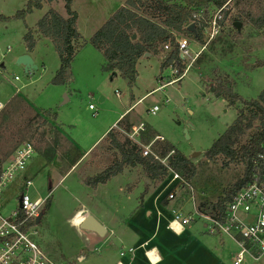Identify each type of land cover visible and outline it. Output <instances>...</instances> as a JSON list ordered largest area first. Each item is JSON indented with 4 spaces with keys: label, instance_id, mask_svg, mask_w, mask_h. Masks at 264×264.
<instances>
[{
    "label": "rangeland",
    "instance_id": "1",
    "mask_svg": "<svg viewBox=\"0 0 264 264\" xmlns=\"http://www.w3.org/2000/svg\"><path fill=\"white\" fill-rule=\"evenodd\" d=\"M27 1L0 0V103L3 104L0 107V156H11L24 140H30L36 146L37 153L31 159L25 175L35 179L44 196L51 187L54 194L49 208L37 224L39 234L35 236L36 241L56 254L53 259L60 264H106L105 258L119 253L118 250L106 253L109 245L95 251L93 255L89 254L90 258L85 262L78 258V250L85 242L75 226L81 227L85 214L79 213L73 218L77 209L88 207L104 217H110L112 213H128L140 203L138 208L150 209L152 212L150 216L144 214L147 220L141 222L143 226H149L150 230L156 227L159 209L156 206L159 204L163 210L170 208L164 210L165 217H162L166 219L167 225L174 210L189 213L197 207L215 216L218 212L217 202L227 188L243 177L245 163L225 156L210 159L205 155L237 117V107L217 97L213 89L219 80H232L233 89L239 96L246 100L258 98L264 89V29L242 25L241 33L238 34L235 28L237 9H233L223 34L199 56L181 78L182 81L177 79L168 83L178 75L174 74L172 66L162 69L165 52L161 58L155 55L139 64L140 75L134 88H130L121 76L111 79L112 73L103 69L105 58L102 52L88 41L85 49L82 48L71 63L70 80L58 85L52 80L61 67V60L50 40L38 42L34 55L38 67L31 73L19 60L25 55L23 53L27 44L24 35L27 27L36 29L37 22L50 9L66 16L65 0L47 2L42 9L34 10L25 19L16 18L15 14L26 6ZM125 1L74 0L73 9L79 14L78 27L84 38L90 39L106 15ZM9 46L11 52L7 53ZM188 63L184 64L185 68ZM117 91L122 94L121 99ZM149 92L135 105L132 114L167 140L156 142L153 151L158 153L159 145L168 144L169 141L177 150L189 156L192 162L187 171L185 168L176 169L188 184L177 190L175 199L170 201L165 197L169 175L162 180L151 181L141 165L125 166L122 173L100 184L97 190L92 186L86 189L85 185L77 184L79 176L76 172L68 174L56 186L58 175L67 169L69 160L65 161L64 157L68 158L66 153L70 150L67 144L63 143L60 147L57 144L56 138L60 134L58 127L69 138L79 141L82 147H88L113 118V110L120 105L128 107L134 99L133 94L137 100ZM102 94L107 97L104 102L100 101ZM90 104L96 109H90ZM154 105L160 108L156 114L150 112ZM239 106L243 104L239 103ZM148 131L147 128L138 138V144H148L153 140L155 136L152 137ZM254 131H249L243 141ZM126 136L124 133L119 138L124 140ZM61 140L64 142L63 136ZM196 152L199 154L193 155ZM118 158L119 150L109 137L96 148L81 173L95 176ZM55 167L59 174L54 172ZM137 180L142 185L133 188ZM143 196L152 198L153 203L145 207ZM140 197L142 202L139 201ZM18 206V200L11 199L5 204L3 213L9 215ZM202 226L198 223L192 232L202 241L193 248L196 259L194 263L184 260L185 264H232V256L240 250L239 245L221 232L206 230L200 233ZM110 233L113 236L111 230ZM204 241L212 248L210 256L215 261L202 256L197 258L203 252L200 248H204ZM178 245L185 248L188 243L182 238L178 240ZM150 256L155 259L152 253ZM99 257L102 258L99 260ZM243 264H264V255L259 260L247 257Z\"/></svg>",
    "mask_w": 264,
    "mask_h": 264
},
{
    "label": "trees",
    "instance_id": "2",
    "mask_svg": "<svg viewBox=\"0 0 264 264\" xmlns=\"http://www.w3.org/2000/svg\"><path fill=\"white\" fill-rule=\"evenodd\" d=\"M54 0H28L26 6L17 11L16 18L25 19L36 9H42L45 3ZM74 0H65L67 15L64 16L55 9H50L38 22L36 29L27 27L24 40L28 50H33L36 44L34 34L49 38L61 60V67L52 82L63 85L71 78V68L76 54L88 42L78 30V12L73 9ZM229 0H127L126 5L117 9L113 15L90 38L92 45L102 52L105 63L103 69L112 73V77L119 72L130 88H133L138 79V62L146 54L159 55L163 47L170 44V50L163 58L162 69L177 67L180 76L185 65L180 57L179 46L175 41L174 33L185 35L191 39L203 42V28L196 27L193 32L188 24L200 8L220 7ZM237 9L235 22L252 25L264 29V0H231ZM229 11L226 12L228 14ZM6 19V18H4ZM235 28H237L235 26ZM136 33V38L132 35ZM240 34L241 30L237 29ZM181 80V79H180ZM214 94L224 98L229 105L237 107L235 121L221 134L206 151L205 155L214 159L225 156L245 163V172L233 186L227 188L220 197L216 208L223 212L225 205L231 202L237 193L250 181L252 176L253 160L264 149V89L257 99L246 100L233 89L230 81L219 80ZM239 103L243 106H239ZM56 117V114L53 115ZM255 131L247 137L248 132ZM129 128L127 129V131ZM114 146L119 150L120 158L103 172L88 176L84 182L93 188L106 183L112 177L122 173L125 166L141 165L151 181L162 180L169 173V167L177 170H189L192 165L189 156L184 155L171 143L160 144L158 153L162 157L168 156V166L153 155L143 156L141 146L133 142L128 136L121 140L114 129L107 134ZM171 151H174L170 154ZM170 154V155H169ZM4 158L0 156L1 164ZM192 176V173H191ZM48 200L45 211L49 208Z\"/></svg>",
    "mask_w": 264,
    "mask_h": 264
},
{
    "label": "built area",
    "instance_id": "3",
    "mask_svg": "<svg viewBox=\"0 0 264 264\" xmlns=\"http://www.w3.org/2000/svg\"><path fill=\"white\" fill-rule=\"evenodd\" d=\"M233 9L235 8L231 0L220 7L211 6L210 8L198 9L188 26L194 24L195 28H203V42L174 33L175 41L179 46L180 57L184 64L189 63L180 76L168 83L181 79L199 56L217 41L223 34ZM227 11H229L228 14H226ZM170 48V44L165 45L163 53L168 52ZM8 52H11L10 46L7 48ZM173 70L174 74L179 75L177 67H173ZM16 79L18 80L19 77L16 76ZM120 94V91H117L119 97ZM167 100L169 101V99ZM0 107H3L2 103H0ZM90 109L95 110L96 108L90 104ZM159 109L158 105H154L150 112L156 114ZM146 130L147 126L144 122L133 124L127 132V136L137 143L139 142L138 138ZM164 140V136L156 135L148 144H139L143 156L153 155L168 166V156L162 157L152 149L156 142ZM36 151V146L32 141L24 140L15 148L11 156L4 158L1 164L0 264H59L44 251L35 239V236L39 234L37 218L42 214L49 200V196H44L41 193L35 179L25 175ZM173 152L171 151L170 154ZM168 175L169 181L165 186V190H167L165 197L171 201L175 199L177 190L188 183L174 167H169ZM190 188L193 190L191 186ZM194 198L192 195L193 201ZM11 199H17L19 206L13 209L9 215H5L3 213L5 204ZM162 217H165L164 212L159 208L157 209V218L160 220ZM198 220L204 224L207 231L211 233L221 232L239 245L240 250L232 256V264H243L247 257L254 260L262 258L264 255V149L253 160L250 181L231 202L226 203L223 212L218 210L216 215L212 216L207 211L199 210L197 207L189 213L174 210L168 219L167 226L176 234H182L188 225L193 222L196 223ZM135 250L129 248L128 251L134 255ZM155 250L156 248L145 250V255L151 264H157L162 259L160 253ZM151 252L152 254L156 252L159 255L156 262L150 257ZM124 255L125 251H122L121 256Z\"/></svg>",
    "mask_w": 264,
    "mask_h": 264
},
{
    "label": "crops",
    "instance_id": "4",
    "mask_svg": "<svg viewBox=\"0 0 264 264\" xmlns=\"http://www.w3.org/2000/svg\"><path fill=\"white\" fill-rule=\"evenodd\" d=\"M176 1L180 2V0H176ZM125 5H126V1L121 2L119 5H117V7L112 9L108 13V15H106V17H105L106 19L105 18L103 19L102 25L113 15V13L117 9L124 7ZM78 19H79V14H78ZM77 25H78V21H77ZM78 30H79V27H78ZM79 32H80V30H79ZM35 35L37 36L35 47L33 48V50L30 51V50H28V47L26 45V48H25L24 53H23V55L25 54V55L30 56L32 61H33V64H34L32 69H29V68L27 69V67L25 66L26 70L29 73H31L33 71V69H36L38 67L37 59L34 56L35 50L37 49L38 42L50 40L49 38L44 37L42 35H41V37H38L37 33ZM81 35H82V33H81ZM93 35H91V37ZM82 37L84 38L83 35H82ZM85 40L89 41L90 39H85ZM87 43L82 47L83 49H85V46L87 45ZM80 50H79V52H80ZM90 51H92V53H93V50H90ZM162 53L163 52H161L157 56H160V58H161ZM19 56H22V55H18L17 57H19ZM152 56H155V54L146 53L139 60L138 66H137L138 73H139V64L144 59L150 58ZM71 74H72V72H71ZM139 75H140V73L138 74V78H139ZM118 76H121L119 72H117L111 79L115 80V78H117ZM230 81L232 83H234L232 80H230ZM136 84H137V82H136ZM136 84L134 85V87L136 86ZM150 93L151 92L147 93L146 95H144L143 97H141L140 99H137V100L135 99V95L133 94L134 99L131 100V104L128 107L123 108V106L120 105V107H117L115 110H113V114H114L113 118L106 125V127L102 131V133L96 139H94V141L91 143V145H88V147H82V145L80 144L79 141L72 140L63 131H61L60 128L58 127L60 134H58L57 138H56L57 144L59 145V147L63 143L67 144L68 149H70V150L66 153V156H68V158L64 157L65 161H67V159L69 160L66 171H64L63 174L62 173L59 174L57 171L58 169L56 167L54 168V172L59 174L58 175L59 179H58V183L56 184V186L59 183H61V181L68 174H70V173L72 174V173L76 172V173H78V176H79V180H78L77 184L85 185L87 187L86 189H88V187H90V186L86 185L84 180L88 176H94V174L84 175L83 173H81L82 169L91 160V157L94 154V151L96 150V148L105 139L108 138L107 134L110 130L114 129V131L118 134V136H121L124 133L127 134V132L130 130V128L133 124H136V123L138 124L140 122L137 119V117H135L132 114L134 111V107L136 104L140 103ZM121 96H122V94H121ZM121 96L120 97L118 96V98L121 99L122 98ZM106 99H107L106 94H102L100 101L104 102V101H106ZM146 126L149 129V131L152 133V137L156 136V135H161L160 133H157L156 131L151 129L148 125H146ZM128 128H129V130L127 131ZM149 131H148V133H149ZM61 136L64 137V139H65V140H63L64 142H62ZM164 141H167V140L165 139ZM164 141H162V142H164ZM168 143H169V141H168ZM55 150H58V149H55ZM36 153H37V151H36ZM54 154H55V152H54ZM52 161H54V160H52ZM65 161H63V163H65V165H67V162H65ZM146 179L147 178H145V181H146ZM141 185L142 184H141L140 180H137L136 183L134 184L133 188H135L136 186H141ZM99 186H100V184L97 187H95L96 190L99 188ZM129 190H131V189H129ZM143 194L144 193L141 194V197ZM45 196H49V201L51 200L52 197H54L52 187H51V190L49 191V193ZM143 198H145L144 203H143L145 205V207L149 203H153L152 198H149L147 196L146 197L143 196ZM53 200H54V198H53ZM142 200L143 199L141 198L139 201L142 202ZM138 205H140V203H138ZM138 205L136 208H134L133 210H131L128 213L127 212L112 213L110 217L108 216L110 219H108V217H104V216L100 215L99 213H97L96 211H94L88 207H82L80 209H77L73 215V218H74V216H76L79 213H84L85 216L91 214L96 219H98L106 227V230H107L105 235H100L95 231L87 230V229H83L79 226H75L73 219H72L73 225L79 230V232L84 237L85 243L81 244V246L78 250V254H77L78 258L81 260V262H85L84 260H86L87 258H90V257H88L89 254L93 255L95 251H99L104 246L109 245V247H108L109 249L106 251V253H110L114 250H118L119 253L113 257L105 258V260H107L106 264H118V263L119 264L120 263L121 264H151L145 255V250L149 249V248H156L155 251H158L160 253V256L162 259L157 264H185L184 260L193 261V263H194V259H196L195 255H197V254L194 255L192 253L193 248L195 247V245L197 243H202V241L200 238L195 237L192 232H194V228L198 226V223L199 224L201 223L203 226H202V229L200 230V233H203V232L205 233L206 229H205L204 224L202 222L192 223L186 227L185 231L182 234H176L175 232H173L172 230L167 228V221L165 218H161L160 220H158V218H157L156 227L154 229L150 230V228H148L149 226H143L141 224V222H143L144 220H147L146 216H150L152 214V212L150 209L145 210V208H142V207L138 208ZM158 207L161 210H163V207H161L160 204ZM168 208L169 207L164 208V210L166 211ZM164 210H163V212H164ZM144 211H145V213H144ZM144 214L146 216H144ZM160 221H161V224L159 225ZM162 224H163V228L161 227ZM110 230L113 232V236L110 233ZM170 231H172L174 234H171ZM182 238H183V240H186V243H188V245L185 248L182 246L180 247L178 245V240L182 239ZM38 243L40 244V246L42 245L40 242H38ZM203 243H204V248L203 249L200 248V251H203V252L199 253L198 254L199 256H197V258L202 256V257L208 258V260L210 259L212 261H215V260L211 259V256H210V254L212 255V253H213L211 251L212 248L207 244L206 241H204ZM41 247L44 249V251L50 257L53 258V255L54 256L56 255L54 253L49 252L44 246H41ZM129 248L136 249L134 255L128 251ZM121 251H125L124 256L120 255ZM85 253H86V255H85ZM158 256L159 255H157V259H158ZM102 257H99V260Z\"/></svg>",
    "mask_w": 264,
    "mask_h": 264
},
{
    "label": "water",
    "instance_id": "5",
    "mask_svg": "<svg viewBox=\"0 0 264 264\" xmlns=\"http://www.w3.org/2000/svg\"><path fill=\"white\" fill-rule=\"evenodd\" d=\"M242 25H243L242 22H235V26L237 27L238 30H241ZM189 30H191L193 32H196L195 31V25L194 24H191L189 26ZM136 36H137V34L134 33L132 35V38H136ZM19 62L22 63L23 65H25L27 67V69L28 68L29 69H32V67L34 66L31 57L28 56V55L22 56L20 58ZM67 71L70 72V69H67ZM65 97H67V96L65 95ZM197 154H199V152H196L193 155H197ZM42 216H43V213L37 218V223L40 222ZM81 228L95 231V232H97L100 235H105L106 234V231H107L106 230V227L98 219H96L91 214L85 216V218H84V220L82 222Z\"/></svg>",
    "mask_w": 264,
    "mask_h": 264
},
{
    "label": "bare ground",
    "instance_id": "6",
    "mask_svg": "<svg viewBox=\"0 0 264 264\" xmlns=\"http://www.w3.org/2000/svg\"><path fill=\"white\" fill-rule=\"evenodd\" d=\"M79 218V217H78ZM85 218V217H84ZM82 225V224H81ZM152 253V252H151ZM151 253H150V255H151ZM153 256H155V259H153L151 256V259L153 260V261H156V259H157V254H156V252L153 254Z\"/></svg>",
    "mask_w": 264,
    "mask_h": 264
}]
</instances>
